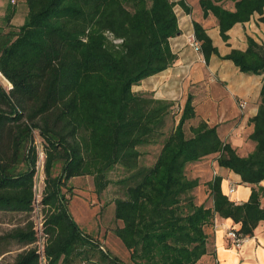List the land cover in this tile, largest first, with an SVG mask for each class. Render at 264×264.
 I'll return each mask as SVG.
<instances>
[{"label":"trees","instance_id":"1","mask_svg":"<svg viewBox=\"0 0 264 264\" xmlns=\"http://www.w3.org/2000/svg\"><path fill=\"white\" fill-rule=\"evenodd\" d=\"M221 1L200 0V5L205 17L217 19L225 42L236 25L264 14V0H233L234 11ZM26 4L27 20L19 31L0 32V75L9 85L6 90L0 84V213L26 214L34 221L0 238V258L12 240L26 250L10 264H73L75 257L89 264H124L101 251L68 209L73 179L92 177L101 195L117 167L126 177L124 197L114 202L115 219L123 226L114 233L132 264H198L208 251L205 230L216 218L233 221L239 236L252 237L264 222L262 190L253 189L246 203L236 204L217 176L206 184L213 206L198 205L193 192L201 182L189 179L186 169L217 155L218 165L243 183L264 181V45L248 37L246 51L222 57L242 73L263 76L250 136L255 150L239 156L217 127L204 122L191 126L188 136L185 126L197 117L189 96L155 164L142 167L139 148L164 136L174 104L137 94L133 87L177 62L170 44L180 32L175 7L191 9L183 0ZM13 18L14 12L7 21ZM194 34L208 64L219 51L198 22Z\"/></svg>","mask_w":264,"mask_h":264},{"label":"crops","instance_id":"2","mask_svg":"<svg viewBox=\"0 0 264 264\" xmlns=\"http://www.w3.org/2000/svg\"><path fill=\"white\" fill-rule=\"evenodd\" d=\"M183 1L191 12L187 13L177 5L182 9L176 12L180 32L170 39L171 48L178 57L177 62L163 73L143 80L133 87V91L137 94L151 93L156 99L179 106V119L188 97L192 96L197 117L191 121V126L197 127L204 122L210 127H217L220 138L231 145L239 156L247 157L256 147L250 136L254 130L252 119L259 109L263 76L242 73L232 61L222 57L232 50L246 51L247 37L264 45V14H255L250 22L236 25L229 31V40L225 42L217 19L212 14L204 16L200 0H196V6L190 0ZM234 9L235 3L228 10ZM195 22L202 25L219 51V55H213L208 64L202 53L187 44V37L194 33ZM242 103L246 105L244 108L241 107ZM217 158V155H211L187 166V177L200 179L201 182L204 198H197L193 193L196 203L213 206L210 191L203 189L219 176L223 179V192L236 204L246 203L253 189H261V206L264 209V181L258 186L245 184L240 176L221 168ZM231 188H234L232 194ZM208 198L209 203L206 202ZM239 228L231 220L216 218L205 230L208 251L198 264H264V222L259 224L252 237L247 238L242 248L237 249L227 234L230 229Z\"/></svg>","mask_w":264,"mask_h":264},{"label":"rangeland","instance_id":"3","mask_svg":"<svg viewBox=\"0 0 264 264\" xmlns=\"http://www.w3.org/2000/svg\"><path fill=\"white\" fill-rule=\"evenodd\" d=\"M190 1L193 5H197L196 0ZM222 6L229 9L234 7V2L233 0H225ZM175 10L176 12H181L182 9L177 6ZM13 12L14 18L8 22L7 17ZM27 15L28 7L26 0H20L16 4H13L12 0H0V32L19 31L20 27L25 24ZM0 84L4 89H9L7 81L1 75ZM179 108L177 105H174L172 108L166 128L164 129V136L160 138L159 142L139 148L141 152L140 165L142 167H151L155 164L165 139L174 131L179 122ZM190 127L191 122L185 126L188 136H191ZM187 173L188 176H191L189 172ZM125 177L126 175L122 168H115L109 173L110 184L101 195L96 193L92 177L73 179L70 182L73 195L69 196L70 203L68 209L79 228L99 245L101 251L118 258L124 264H132L129 251L114 233L117 228L123 226L122 222L115 219L114 202L116 199L124 197L125 186L122 184V180ZM42 179H44V174L41 171L39 176L40 189L44 186ZM201 190L202 188L199 187L193 192L197 198H204ZM203 190L209 189L206 187ZM206 202L209 203L210 198ZM32 220L34 221V217L26 214L0 213V238L9 235L16 229L25 228ZM9 241L10 243L7 246L8 252L0 258V264L14 263L18 255L26 250V248L21 247L16 242ZM73 264H89V262L85 258L75 257Z\"/></svg>","mask_w":264,"mask_h":264},{"label":"built area","instance_id":"4","mask_svg":"<svg viewBox=\"0 0 264 264\" xmlns=\"http://www.w3.org/2000/svg\"><path fill=\"white\" fill-rule=\"evenodd\" d=\"M20 0H12L13 4L18 3ZM109 38L111 40H113V42L115 44H121L122 40H117L114 39V37L111 34H108ZM187 44L192 47L194 50H196L199 53H202V49H201V43L197 40L195 34H191L187 37ZM246 105L245 103H242L241 107L244 108ZM41 159H43V157H41ZM234 192V188L230 189V194H232ZM39 218H38V222H39ZM41 225L38 226V229H40ZM228 238L233 242V245L237 248L240 249L242 248V246L244 245L245 241L247 240L248 237H243V236H239L236 232L235 229H230L228 234H227ZM39 246L41 248V252L43 250L44 247V239L40 238L39 241Z\"/></svg>","mask_w":264,"mask_h":264}]
</instances>
